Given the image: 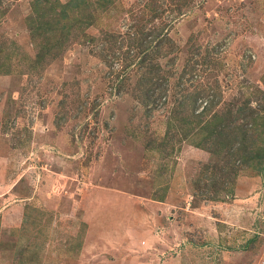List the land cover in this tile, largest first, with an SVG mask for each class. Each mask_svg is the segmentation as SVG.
<instances>
[{"label": "rangeland", "instance_id": "374dc122", "mask_svg": "<svg viewBox=\"0 0 264 264\" xmlns=\"http://www.w3.org/2000/svg\"><path fill=\"white\" fill-rule=\"evenodd\" d=\"M69 1L38 63L34 0H0V264H264V161L177 120L198 87L185 115L264 147V0Z\"/></svg>", "mask_w": 264, "mask_h": 264}, {"label": "trees", "instance_id": "16d2710c", "mask_svg": "<svg viewBox=\"0 0 264 264\" xmlns=\"http://www.w3.org/2000/svg\"><path fill=\"white\" fill-rule=\"evenodd\" d=\"M50 0H34L33 2V8L34 11L36 12L35 16H31L30 17V21L33 24L35 21H42L43 24L40 25V28L36 27V33L38 32V37L41 36L42 33L45 34V37L43 38V41L41 43L38 44V55H37V60L38 63L45 61L49 56H51V54L53 55V57H56L54 55L56 54V50L54 49V51H51L53 48H62L64 46V43L66 42L67 36L70 33V31L74 28L75 24L72 22V19H67V23L68 24H64L60 30H66V35L65 37L57 38L55 37V35H53V33L55 32V27H57L58 23L60 21H63L62 19V13L59 12V14H57V16L55 17V13L56 11L53 9V7L49 10L46 11L45 10L42 12L41 8L42 6H44V4H48ZM97 1V0H96ZM100 7L106 6L109 3H111L113 0H98ZM87 0H70L67 4H64L61 6L62 11H64V9H68V8H74V7H79L82 5L83 10H85V8L87 9ZM50 7V6H49ZM81 11V10H79ZM78 11V13H79ZM65 12V11H64ZM65 17H67L68 15L65 13L64 14ZM47 19V20H45ZM88 25V24H85ZM33 33H35V31H33ZM145 39V38H144ZM150 40H148L147 38L145 40L142 41L141 44H147L149 43ZM148 48H150L149 45H146ZM146 52L145 50L142 51V53ZM147 54H145L144 56H146ZM146 59L143 60H139V62H145ZM196 90H194V92L192 93H188L186 95V97H184V99H182V103L180 102L181 105V109H179L177 112V120H178V126H182L184 124L189 125V130H193L192 126H194V123L196 122L197 124H202L200 125V130H202V132L205 133V135H202V138L205 139H209L212 140L215 143L216 138L221 135L222 138H227V140L225 141V143H228L229 145H235L236 147L231 151V153L234 156H238L240 163H247L251 166H254L255 168H261V164L264 161V147L261 146H255L253 147V143H256L259 140H263V138L261 137L262 135L260 134L259 136L257 135H253L251 138H248V132L245 130L246 128H244V126L238 125L236 128L239 129V134L238 132L236 134L233 133V128L230 127H225V123H224V114H221L219 112H215L210 116V119H204L201 118L202 116H204L205 112L202 111L199 114L197 113L193 115V117L187 116L185 115L186 113V106H188L189 104L191 105V107H196V103L197 100L199 99V97H202L203 94L202 92L204 91H199L201 90V88L195 87ZM148 89L147 85L143 82H139V88L138 90L142 91L143 93H145L144 91H146ZM150 96L145 95L144 99L146 100V103H149L152 99H149ZM191 100H189V99ZM189 103L186 104L185 103ZM208 105V104H207ZM244 109V108H242ZM241 109V110H242ZM198 116V118H197ZM206 116V115H205ZM197 119V120H196ZM204 119V120H203ZM259 119H262L261 122H259ZM251 127H253L254 129H260L262 127H264V116L260 115V114H256V115H252L251 117ZM225 125V126H224ZM171 129H173L172 127H170L168 129V133L170 134ZM198 131V130H197ZM206 131V132H205ZM262 131L264 132V128L262 129ZM253 139V140H252ZM202 143H200L201 146ZM237 144V145H236ZM221 149V147H220ZM240 157V158H239Z\"/></svg>", "mask_w": 264, "mask_h": 264}]
</instances>
